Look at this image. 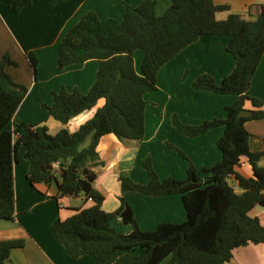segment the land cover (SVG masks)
I'll return each mask as SVG.
<instances>
[{
	"label": "trees",
	"instance_id": "obj_1",
	"mask_svg": "<svg viewBox=\"0 0 264 264\" xmlns=\"http://www.w3.org/2000/svg\"><path fill=\"white\" fill-rule=\"evenodd\" d=\"M54 0H51L53 3ZM12 12L18 13L31 0H0ZM227 5L213 0H170L161 16L154 13V0H143L136 7L127 6L123 19L100 20L90 11L62 36L58 45L57 68L98 61L95 81L83 93L77 87L62 86L52 93L50 106L42 104L63 127L51 134L45 125H29L16 118V111L27 88L16 82L5 70L17 66L7 54L0 58V219L14 220V175L17 147L26 148L29 161L27 179L31 185L56 182L60 196L83 195L93 201L91 207L51 225L55 238L73 257L89 254L95 264H225L233 250L248 243L264 245V225L248 214L251 208L264 206V167L257 161L263 151H251L250 133L245 128L249 120L264 118V102L248 94L252 76L264 52V1L258 5L255 20H246L230 13L218 20L215 13L228 10ZM225 35V50L235 59L232 71L217 83L207 74L197 76L195 89L218 94H232L235 101L225 107L223 119L204 120L197 125L183 123L172 115V125L182 134L193 137L211 128L223 126L217 140L221 159L211 167L197 169L190 161L184 179L172 177L160 180L148 156L143 168L150 177L146 184L121 175V193L134 191L148 196L179 194L186 212L181 223L164 222L153 230L140 229L132 209L119 197L115 215L132 231L123 234L109 224L111 213L102 210L103 195L94 188L97 172L102 165L96 151L105 134L140 141L144 137V94L156 90V74L160 67L200 36ZM143 51L140 73L135 70L133 53ZM27 58L34 71L37 57L33 51ZM93 116L70 132L65 125L75 116L94 108ZM252 109H246V105ZM248 113H245V112ZM14 122V128L6 126ZM186 160L177 147L166 142ZM245 157L252 176L243 177L235 168ZM57 164V168L53 164ZM234 175L237 193L228 177ZM23 241H0V264H8L12 248ZM140 250V252H137Z\"/></svg>",
	"mask_w": 264,
	"mask_h": 264
},
{
	"label": "crops",
	"instance_id": "obj_2",
	"mask_svg": "<svg viewBox=\"0 0 264 264\" xmlns=\"http://www.w3.org/2000/svg\"><path fill=\"white\" fill-rule=\"evenodd\" d=\"M142 1L54 0L51 3V0H31V4L22 7L18 13L0 3V58L7 54L17 63V66H6L5 70L27 88L16 111L17 120L29 125H45L51 134L58 132L63 125L44 110L42 104L50 106L52 93L62 86L68 90L77 87L86 93L95 81L98 68V61L90 59L59 70L57 55L62 36L87 12H94L100 20L112 18L121 21L127 6L136 7ZM213 1L229 7L215 13L218 20L226 19L230 13L255 20L258 5L264 0ZM169 5L170 0H154L155 15H163ZM227 42L225 35L200 36L160 67L156 74V90L144 94L146 106L142 140L118 138L114 134H105L99 139L96 151L103 164L94 168L97 172L94 188L103 195L101 208L112 214L109 224L116 231L123 234L132 231L130 224H124L114 214L119 207L120 196L130 206L144 231L153 230L164 222L181 223L186 218L179 194L148 196L134 191L121 193V175L138 183L149 182L150 177L143 168V161L148 156L160 180L168 177L184 179L190 162L200 169L211 167L221 159L217 140L223 133V126L189 137L172 125L171 117L175 114L188 125L225 117V107L231 105L236 96L195 89L192 83L204 73L219 83L232 71L235 59L225 50ZM29 51L37 57L35 74L27 58ZM133 58L135 70L140 73L143 51L135 50ZM248 94L264 102V52L252 76ZM103 102V99L99 100L94 108L73 117L65 127L70 132L76 131ZM246 109H252L251 105H246ZM6 128L13 129L14 122L11 121ZM245 128L250 133V150L263 151L257 163L264 167V118L247 121ZM166 142L179 148L189 160L166 146ZM25 151V146L17 147V160L13 166L15 219H0V241H23L21 247L10 250L8 264H95L89 254L73 258L51 229L55 219L64 220L78 210L91 207L93 201L83 195L60 196L55 181L31 185L27 179L29 161L24 157ZM53 167L57 168V164ZM235 171L246 178L252 176L251 165L245 157L241 158ZM229 183L237 193L243 191L234 175L229 178ZM248 214L257 217L264 225L263 205H255ZM167 260L160 264H166ZM225 264H264V245L248 243L240 246L233 250L232 258Z\"/></svg>",
	"mask_w": 264,
	"mask_h": 264
},
{
	"label": "built area",
	"instance_id": "obj_3",
	"mask_svg": "<svg viewBox=\"0 0 264 264\" xmlns=\"http://www.w3.org/2000/svg\"><path fill=\"white\" fill-rule=\"evenodd\" d=\"M232 175H230L229 177H228V180H229V178L231 177Z\"/></svg>",
	"mask_w": 264,
	"mask_h": 264
}]
</instances>
